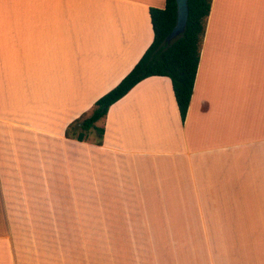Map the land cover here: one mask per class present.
<instances>
[{
	"label": "crops",
	"instance_id": "crops-1",
	"mask_svg": "<svg viewBox=\"0 0 264 264\" xmlns=\"http://www.w3.org/2000/svg\"><path fill=\"white\" fill-rule=\"evenodd\" d=\"M164 5L0 0L7 264H20L9 227L72 224L64 211L84 209L74 195L91 211H152V232L94 249L102 264H264V0H211L183 122L170 78L153 75L96 122L100 145L64 136L139 60L149 9Z\"/></svg>",
	"mask_w": 264,
	"mask_h": 264
},
{
	"label": "trees",
	"instance_id": "trees-1",
	"mask_svg": "<svg viewBox=\"0 0 264 264\" xmlns=\"http://www.w3.org/2000/svg\"><path fill=\"white\" fill-rule=\"evenodd\" d=\"M187 3L185 29L169 43L165 38L176 21V1L165 0L162 8L150 7L149 14L154 34L152 42L116 86L99 97L91 110L82 113L66 126L64 130L66 138L90 140L100 145L104 127L97 126L96 122H103L109 106L125 95L136 83L153 75L170 78L180 118L182 122L184 121L193 91L211 0H188Z\"/></svg>",
	"mask_w": 264,
	"mask_h": 264
},
{
	"label": "rangeland",
	"instance_id": "rangeland-1",
	"mask_svg": "<svg viewBox=\"0 0 264 264\" xmlns=\"http://www.w3.org/2000/svg\"><path fill=\"white\" fill-rule=\"evenodd\" d=\"M74 202L78 206L82 204L84 209H74L72 214L64 211V218L73 216L72 224L9 227L20 264H94L97 261L94 256H101V252L94 249H107L110 243L104 242V239L110 237L109 234L135 235L152 232L151 226H147L153 218L151 210L91 211L87 210L88 202L83 204L82 201H77L76 195ZM155 216H158L156 211ZM209 223L213 222L207 220L206 227H201L202 231L206 229L205 232L213 233L215 227ZM198 228V225L192 227L194 232ZM6 230V227H0V235H4ZM6 244V240L0 236V264H7L5 254L1 253L6 250ZM137 244L140 250H144L150 249L153 243ZM100 261L102 264V256Z\"/></svg>",
	"mask_w": 264,
	"mask_h": 264
},
{
	"label": "water",
	"instance_id": "water-1",
	"mask_svg": "<svg viewBox=\"0 0 264 264\" xmlns=\"http://www.w3.org/2000/svg\"><path fill=\"white\" fill-rule=\"evenodd\" d=\"M176 1V21L165 40L169 43L183 33L188 15V0Z\"/></svg>",
	"mask_w": 264,
	"mask_h": 264
}]
</instances>
